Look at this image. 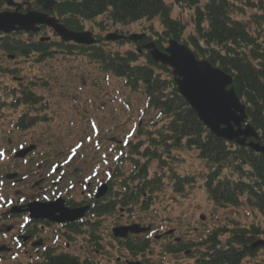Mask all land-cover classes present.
<instances>
[{
	"label": "rangeland",
	"instance_id": "1",
	"mask_svg": "<svg viewBox=\"0 0 264 264\" xmlns=\"http://www.w3.org/2000/svg\"><path fill=\"white\" fill-rule=\"evenodd\" d=\"M35 1L15 0L22 4ZM165 1L172 7V18L184 25L186 30L182 41H187L191 35H195V8L177 5L175 0ZM206 2L207 0H200V7ZM240 3L242 13L235 14L234 19L249 27L264 50V0H241ZM7 9L5 5L2 11ZM254 17L261 20L259 25L252 24ZM83 26L84 31L100 39L116 33L124 36L146 34L155 40L156 33L161 34L164 31L159 19L142 20L122 26L114 25L108 20V15L83 22ZM41 37H50L52 42L58 44L54 48L53 58L46 62L38 63L35 55L26 59L0 53V98L6 103L5 109L0 113V153L3 150L11 153L19 145H23L26 148L31 147L30 154H33V169L30 167L26 174L28 179L15 188L9 186L6 191L13 195L17 191L19 197L26 198L28 202L39 198V191L33 188L34 183L40 180V174L35 172L43 170V175L54 161L71 160L69 156L74 153L76 156L71 161L68 175L78 180L89 177L90 184L99 186L108 182L110 173L120 169L124 177L114 181V191L120 193L123 185L119 184L132 176L135 166L131 161L125 162L131 156V144L143 145L142 156L137 160L142 164L149 162L150 179L155 175L166 177L163 182L164 190L156 194L148 211H141L139 205L132 208L131 212L117 208L112 215L102 218L91 216L89 223L97 227H84L83 233L79 235L55 227L52 231L44 232L47 246L59 244L57 253L68 254L90 264H126L128 261L144 264H198L201 253L207 247L197 245L203 243L216 229L250 230L253 227H264V214L247 204L246 198L238 208H220L209 200L205 190V178L210 169L199 158L197 150L182 149L164 156L161 148L153 147L151 153L158 159L143 158L146 148L151 146L149 139L166 124V121L158 119V112L147 108L143 91H132L126 86L125 80L104 73L100 65L89 57L77 51L71 52L65 46L61 47V40L48 29L39 35L20 34L16 38L36 42ZM101 44L106 51L112 53L136 51V46L129 42ZM138 65H146V60L141 58ZM162 77L167 79L168 75L162 74ZM25 91H31L39 97L40 103L37 107L24 104L18 106V98L22 99V92ZM26 115L47 117V122L37 124L27 131L18 130V121ZM141 133L151 134L141 136ZM128 141L131 144L126 147L125 143ZM160 156L163 159L167 157L168 162H163ZM45 159L47 161L39 167V163ZM20 170L26 173L24 168ZM174 175L192 177L195 184L186 187L182 194H177L170 181ZM224 175L230 177L232 174L226 171ZM128 183L132 185L131 180ZM73 191V198L77 203L86 202L82 187ZM133 224L143 228L151 227L153 233H141L138 238L131 237L133 241L150 240L145 253L137 256L128 253L122 242L114 239L112 235L114 228ZM168 232L172 233L171 237L164 236ZM57 235L60 236L58 241ZM160 235L162 237L156 240V236ZM228 236L220 240L224 241ZM176 239L191 245L188 255L166 254V248ZM259 240L264 241V238ZM13 251V255L1 254L0 264L38 261L39 254L34 255V247L17 249L14 245ZM17 255L19 256L15 257ZM245 264H264V247L260 248L255 258L246 260Z\"/></svg>",
	"mask_w": 264,
	"mask_h": 264
},
{
	"label": "trees",
	"instance_id": "2",
	"mask_svg": "<svg viewBox=\"0 0 264 264\" xmlns=\"http://www.w3.org/2000/svg\"><path fill=\"white\" fill-rule=\"evenodd\" d=\"M55 1L56 5L49 15L57 17L63 25L75 32L84 31L83 22L93 21L104 15H108V20L114 25L122 26L142 20L159 19L164 31L161 34L156 33L153 40L156 47L165 51L169 41H178L191 48L197 59L207 61L230 75L233 78L232 87L246 106L247 124L257 132L260 145H264V50L249 27L233 17L242 13L239 7L241 0H207L202 7L200 0H175L177 5L195 8V35H191L187 41H182L186 30L184 25L172 18V7L165 0ZM4 6L5 3L0 0V11ZM35 10L42 11V8L36 6ZM254 19L253 25L261 23L258 18ZM18 35L0 34V53L26 59L35 55L38 63L53 58L57 43L52 40L26 42L17 39ZM148 40L139 42L137 46L142 48ZM60 46L89 57L100 65L103 72L123 78L126 86L132 91L142 90L148 100V107L158 112L160 121H166L156 135L149 139L151 146L143 153L144 158L158 159L151 153L153 147L161 148L164 156L172 151L195 149L199 152V158L205 161L210 169L205 178V190L211 202L220 208H238L246 198L247 204L264 214V155L247 146L228 143L211 134L180 96L172 71L167 66L155 63L144 50L141 53L136 50L120 54L106 51L102 44L85 47L62 42ZM141 58L146 60V65H138ZM162 74H167L168 78L162 77ZM22 96V99L18 98V106L24 104L37 107L40 103L39 97L31 91L23 92ZM5 107V103L0 104V113ZM46 118L26 115L18 121L16 127L27 131L37 124L47 122ZM150 134L141 133V136ZM142 146L132 147V156H142ZM163 158L161 157L163 162H168L167 157ZM130 160L135 166L131 172L132 176L123 181L122 192H113L111 188L107 197L110 198L97 203L92 210L94 214L102 217L114 213L118 207L131 211L139 205L141 211H148L153 204L154 195L164 190L165 176L155 175L150 179L149 162L142 164L134 157ZM226 171L231 172L234 177L224 175ZM116 177L121 178L122 174L118 173L114 178ZM129 180L132 185L128 183ZM170 181L177 194H182L186 187L195 184L194 178L177 175ZM136 183L137 185H134ZM83 227L84 225L77 223L68 229L70 232L79 233ZM226 235H229L227 239L220 240ZM260 238H264V227H253L250 230L216 229L203 243L197 245L207 247L206 251L201 253L198 264H245L246 260L255 258L260 248L264 247V244L254 247ZM148 245V240L134 242L128 238L122 242V246L134 256L145 253ZM189 248L191 245L181 242L174 247H168L166 252L179 254ZM34 264L90 263L80 262L76 257L64 253L56 254L54 250H49L41 262Z\"/></svg>",
	"mask_w": 264,
	"mask_h": 264
},
{
	"label": "water",
	"instance_id": "3",
	"mask_svg": "<svg viewBox=\"0 0 264 264\" xmlns=\"http://www.w3.org/2000/svg\"><path fill=\"white\" fill-rule=\"evenodd\" d=\"M9 7H15V11L0 13V32L10 34L12 32H32L38 33L39 26L50 27L57 35L66 42H73L78 45L91 46L95 44V39L89 32L76 33L61 25L55 18L49 17L46 13L27 12L20 13L22 5L13 0H4ZM44 10L53 9L55 2L47 0L40 2ZM145 35H131L127 39L135 43L142 41ZM124 38L117 34H110L105 38L107 42L121 41ZM149 51V55L154 62L168 66L172 69L175 82L178 86L179 94L186 100L195 111L201 123L217 138L227 142H235L239 146H247L256 153L264 155V146L260 143L249 142V138L259 141V136L255 130L243 124L247 120L246 107L241 104L234 88L233 79L221 69L213 67L207 61H199L193 51L187 46L175 40L169 41L165 52L160 51L154 43L144 46ZM139 51H141L139 49ZM107 188L101 191V196L105 195ZM31 210L33 218H47L56 223L74 222L84 215V210H52V205H34ZM55 211L60 216L55 217ZM135 225L128 228H116L113 233L116 238H126L129 233L140 234L146 232ZM263 242L254 245L261 246ZM133 264V263H131ZM140 264V263H135Z\"/></svg>",
	"mask_w": 264,
	"mask_h": 264
},
{
	"label": "flooded vegetation",
	"instance_id": "4",
	"mask_svg": "<svg viewBox=\"0 0 264 264\" xmlns=\"http://www.w3.org/2000/svg\"><path fill=\"white\" fill-rule=\"evenodd\" d=\"M25 148V146L19 145L14 153H8L7 155L4 153V155L0 156V241L2 242L0 249L5 250L4 253H13L14 245L17 249L23 246L35 247L36 245H42L41 247H43L46 245L45 241H47L43 236L44 232L52 231L55 227H65H60V225L53 224L46 219L32 220L30 218L32 203H52L57 199H61V209L64 208L71 211L80 207H89V182L87 183L86 191L82 192L86 196V202L77 203L73 198V190L82 186L83 181L68 175L70 165H66L59 160L54 161L43 175V170L39 169L35 172L40 174V180L34 183V185L38 183V186L33 188L39 191V198H33L28 202L24 197H19L17 191L14 192V195L9 193L8 190L6 191L9 186L13 188L23 184L28 179L26 174H28L30 167L33 169L31 164L33 162L32 153H28L23 158L15 157L17 151L25 150ZM3 151L5 152V150ZM6 152L9 151L6 150ZM45 161L47 159L42 160L38 166H43ZM21 168H24L25 174L20 170ZM15 173L18 176L12 179L8 178ZM88 213L87 217H89ZM35 252L39 253L40 250L37 249Z\"/></svg>",
	"mask_w": 264,
	"mask_h": 264
}]
</instances>
